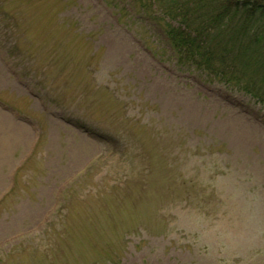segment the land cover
I'll list each match as a JSON object with an SVG mask.
<instances>
[{"label":"rangeland","instance_id":"1","mask_svg":"<svg viewBox=\"0 0 264 264\" xmlns=\"http://www.w3.org/2000/svg\"><path fill=\"white\" fill-rule=\"evenodd\" d=\"M143 18L0 0V264H264V105Z\"/></svg>","mask_w":264,"mask_h":264},{"label":"trees","instance_id":"2","mask_svg":"<svg viewBox=\"0 0 264 264\" xmlns=\"http://www.w3.org/2000/svg\"><path fill=\"white\" fill-rule=\"evenodd\" d=\"M190 70L264 105V0H133Z\"/></svg>","mask_w":264,"mask_h":264},{"label":"clouds","instance_id":"3","mask_svg":"<svg viewBox=\"0 0 264 264\" xmlns=\"http://www.w3.org/2000/svg\"><path fill=\"white\" fill-rule=\"evenodd\" d=\"M215 243H216V250L227 253L231 249V241L227 235L218 238ZM207 250L209 252L213 250V245L211 243L207 245ZM249 251H253V250L250 248Z\"/></svg>","mask_w":264,"mask_h":264}]
</instances>
